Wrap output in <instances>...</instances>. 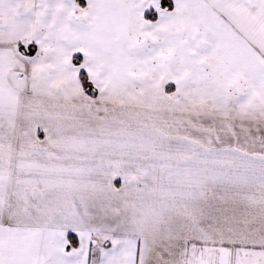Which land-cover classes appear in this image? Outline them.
<instances>
[{"label":"snow or ice","instance_id":"6c2138e0","mask_svg":"<svg viewBox=\"0 0 264 264\" xmlns=\"http://www.w3.org/2000/svg\"><path fill=\"white\" fill-rule=\"evenodd\" d=\"M0 264H264V0H0Z\"/></svg>","mask_w":264,"mask_h":264}]
</instances>
